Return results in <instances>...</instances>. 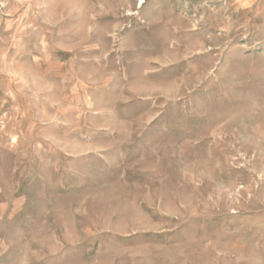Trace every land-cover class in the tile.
Returning <instances> with one entry per match:
<instances>
[{
	"label": "rangeland",
	"instance_id": "obj_1",
	"mask_svg": "<svg viewBox=\"0 0 264 264\" xmlns=\"http://www.w3.org/2000/svg\"><path fill=\"white\" fill-rule=\"evenodd\" d=\"M0 264H264V0H0Z\"/></svg>",
	"mask_w": 264,
	"mask_h": 264
},
{
	"label": "crops",
	"instance_id": "obj_2",
	"mask_svg": "<svg viewBox=\"0 0 264 264\" xmlns=\"http://www.w3.org/2000/svg\"><path fill=\"white\" fill-rule=\"evenodd\" d=\"M10 76L4 67H0V114H10L9 99L13 92Z\"/></svg>",
	"mask_w": 264,
	"mask_h": 264
}]
</instances>
